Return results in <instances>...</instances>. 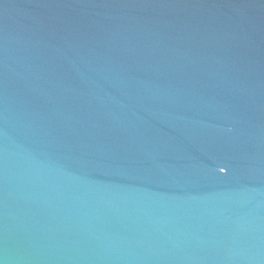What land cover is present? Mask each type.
Here are the masks:
<instances>
[{"label": "water", "instance_id": "water-1", "mask_svg": "<svg viewBox=\"0 0 264 264\" xmlns=\"http://www.w3.org/2000/svg\"><path fill=\"white\" fill-rule=\"evenodd\" d=\"M0 264H264V0H0Z\"/></svg>", "mask_w": 264, "mask_h": 264}]
</instances>
